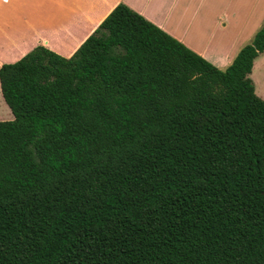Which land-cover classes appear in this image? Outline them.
I'll use <instances>...</instances> for the list:
<instances>
[{
  "label": "trees",
  "instance_id": "obj_1",
  "mask_svg": "<svg viewBox=\"0 0 264 264\" xmlns=\"http://www.w3.org/2000/svg\"><path fill=\"white\" fill-rule=\"evenodd\" d=\"M264 23L219 69L126 4L71 56L0 68V264H264Z\"/></svg>",
  "mask_w": 264,
  "mask_h": 264
},
{
  "label": "crops",
  "instance_id": "obj_2",
  "mask_svg": "<svg viewBox=\"0 0 264 264\" xmlns=\"http://www.w3.org/2000/svg\"><path fill=\"white\" fill-rule=\"evenodd\" d=\"M121 3L223 70L264 23V0H0V67L39 45L70 58ZM14 21L54 30L15 43L7 38Z\"/></svg>",
  "mask_w": 264,
  "mask_h": 264
},
{
  "label": "rangeland",
  "instance_id": "obj_3",
  "mask_svg": "<svg viewBox=\"0 0 264 264\" xmlns=\"http://www.w3.org/2000/svg\"><path fill=\"white\" fill-rule=\"evenodd\" d=\"M20 23H21L20 21H14L13 23L8 24L9 27L10 26H13V27H12L7 38L9 40L15 42V43H22V42L28 40L29 38H32L31 40H34V39L36 40V39H38L37 37L42 36L41 34L52 32L54 30V28L49 27V26H35V25H32L31 30H30L26 26H22V24H20ZM2 26L0 25V32H3L1 29ZM31 34L35 35L36 37H32ZM37 34H39V35H37ZM9 40H5L4 42L7 43ZM39 46H41V45H39ZM3 47H4V45L0 41V53L3 51ZM15 62H17V61L4 63V64H12ZM4 64H2L1 67ZM251 79L254 81L257 95L264 100V54L261 55L255 61V66L253 69V73L251 75ZM13 119H14V116H13L12 112L10 111V109L8 108V106L6 105V103L3 99L1 87H0V121H10Z\"/></svg>",
  "mask_w": 264,
  "mask_h": 264
}]
</instances>
